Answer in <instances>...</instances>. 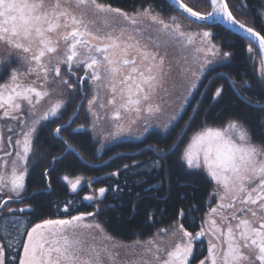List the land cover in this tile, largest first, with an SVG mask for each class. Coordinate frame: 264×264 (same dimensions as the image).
I'll return each mask as SVG.
<instances>
[{"label": "snow or ice", "instance_id": "1", "mask_svg": "<svg viewBox=\"0 0 264 264\" xmlns=\"http://www.w3.org/2000/svg\"><path fill=\"white\" fill-rule=\"evenodd\" d=\"M168 2L179 16L166 19L151 0H143L131 12L107 0H0V264H264V130L254 138L248 122L234 112L222 111L213 120L215 126L209 123L208 112L223 97L221 84L211 95L205 117L181 149L217 78L226 81L248 107L264 110V103L242 95L253 90L249 80H237L228 73L208 75L232 56L214 42L218 33L213 29L220 28L225 34L238 29L249 42V54L258 46L261 67L256 86L264 92V24L258 31L252 23L237 18L234 12L248 11L244 0L235 9L230 0H199L204 11L186 0ZM258 15L264 18V9ZM181 17L189 24H183ZM192 24L200 27L193 31ZM205 79L208 83L201 91ZM77 96L79 101L67 121L47 132L51 143L42 151L41 131L62 120ZM85 99V118L91 119L87 126L72 128ZM186 113L184 126L166 143ZM101 122L108 123V131L100 127ZM85 131H91L101 146L124 136L143 143L151 134L165 142L138 148L135 154H117L116 159L131 163L105 174L104 179H118L121 171L132 175L155 171L157 183H137L148 185L143 188L145 193L165 189L166 199L174 189H195L197 177L206 173L204 179L212 190L204 202L207 211L200 229L193 233L182 223L189 212L200 211L193 203L187 209L181 206L172 224L151 237L130 244L117 241L96 217L106 193L119 197L124 189L119 182L92 188L101 177L89 178L91 192L83 197L96 204L94 211L79 212L72 207L74 201H67L64 218L31 223L38 203L35 198L52 194L50 177L57 163L72 155L88 167L97 166L89 164L74 143ZM57 146L59 155H52ZM145 151L155 158L135 159ZM50 155L42 172L45 183L29 192L26 178L31 169ZM169 157H175L180 169L175 182L167 167ZM93 159L102 160L99 149ZM108 163L103 161L101 166ZM62 179L75 193L83 177L73 179L66 174ZM188 198V193L177 192L178 200ZM26 200L32 203L24 204ZM15 204L22 206H11ZM136 205L133 202V213ZM155 216V211L149 213V221Z\"/></svg>", "mask_w": 264, "mask_h": 264}, {"label": "trees", "instance_id": "2", "mask_svg": "<svg viewBox=\"0 0 264 264\" xmlns=\"http://www.w3.org/2000/svg\"><path fill=\"white\" fill-rule=\"evenodd\" d=\"M114 7H120L125 11L131 12L134 8L140 7L143 0H107ZM151 2L157 6L158 11H162L164 17L176 13L170 9L169 4L166 0H151ZM190 6H193L196 10L204 11L205 6L199 2V0H186ZM232 8L238 7V0L230 1V3H235ZM255 10H250L248 12V19H245L240 12H234L238 19L245 21L247 23H252V25L260 30L261 26L259 24L258 16H256ZM177 14V13H176ZM217 32L214 42L221 43L223 51H229L232 53L230 62L223 66L216 67L215 70L209 73V77L216 72L228 73L230 76L235 77L237 80L243 78L249 80L253 84V90H246L242 95H247L253 98V102L259 100L260 103H264V92H261L256 86V80L258 77V67L257 62L260 59L258 52L254 47V52L249 54L247 51L248 42L242 38L234 35L232 33L225 34L222 29H213ZM208 79H205L200 86L202 91L204 85L207 83ZM224 85L223 97L215 108H213L207 114V119L210 124H213L215 117H218L221 112H234L237 115L243 117L250 125L251 131L254 138L258 139L260 133L264 130V110L257 108H250L245 103L237 97L229 87L226 81L217 78L208 88V95L204 100V103L200 106V112L196 116L193 122L192 128L188 130L187 135H191L194 130L200 125L201 120L205 117V109L208 108L211 101V95L215 91L216 87ZM199 95V92L196 93ZM79 101V96L70 103L67 110L63 113L62 120H55L48 124V127L41 131L40 139L45 141L43 150L47 149L48 143H51L47 139V135L44 134L46 130L51 131L58 123L66 122L68 117L73 113L76 108V104ZM196 103L195 99L192 100V105ZM85 105V103H84ZM84 108L80 109V115L73 122L72 128H76L78 125L87 126L89 123V118H85ZM188 113L191 112V106L187 110ZM187 119V113L184 119L168 134L166 143H171V141L176 138V134L179 132L180 128L184 126V120ZM213 126H215L213 124ZM62 135H65L62 133ZM184 137L181 143V149L186 143V137ZM74 143L78 145V151L84 156V159L89 164H96V167H88L81 161L72 156L68 155L65 159L57 163L51 172V185L52 194L46 197L35 198L38 203L34 205L35 211L31 214V223H37L41 219L45 218H64L63 206L67 201H74L72 205L73 209H78L79 212H92L96 208L95 203H87L83 200L84 195L89 194L91 189L88 185L80 187L77 192L73 193L68 190L67 186L62 181L64 175L83 176L86 178L101 177L99 183H93L92 188H98L101 186H109L116 182L120 183V186L124 189L123 194L119 197H114L113 193L109 191L106 193V198L100 205L101 211L96 217V220L103 223L104 228L107 232L116 238L117 241H123L126 244H130L133 240L139 238L144 240L145 238L151 237L158 229L167 228L172 224L173 220L177 218V212L181 206L187 209L191 204L197 203L200 211L189 212L187 217L182 221L185 227L189 231H196L201 224L204 212L207 211V207L204 202L207 200L208 193L212 190L211 184L204 177L205 173H202L200 177H197V186L193 188L184 189H174L172 194L166 196L165 189H161L159 192L145 193L143 188H146L147 184L137 183L140 180L148 181L149 183L155 184L158 182L157 174L153 171L150 175H132L121 171L118 179H104L105 174L115 171L120 168L124 163H131L130 159H116L117 154H135L138 148H144L148 145H159L163 146L165 142H161V137L157 134L148 135L147 138L143 139V143L139 141H125L117 142L112 145L106 146L100 151V156L102 160L93 157L97 153L98 143L92 138L89 131H85L78 134L74 138ZM60 149L57 146L52 155H59ZM110 158H112L110 160ZM150 158L154 159V154L150 151H145L139 156H135V159L141 162H147ZM51 161V155L48 156L47 160L38 164L35 168L31 169L30 175L26 178V184L28 191L31 192L33 189L40 188L44 183V177L42 176L43 170L48 167ZM103 161H109L106 167L101 166ZM167 167L172 170V180L175 182L180 176V169L175 163V157H169L167 161ZM125 180H127V185L125 186ZM167 186H165L166 188ZM177 192L188 193L189 198L183 201L177 199ZM139 194V195H137ZM133 202H137L135 213L132 212ZM32 201L26 200L24 204H30ZM18 206H22L17 204ZM109 205H115V207H109ZM152 211L156 212L154 220L149 221L148 216ZM72 214H77L73 211ZM195 218V219H194ZM31 225H29L30 227ZM3 227V221L0 220V228ZM2 235V232H0ZM201 246L198 247V251ZM206 248L203 245V254L206 255Z\"/></svg>", "mask_w": 264, "mask_h": 264}, {"label": "rangeland", "instance_id": "3", "mask_svg": "<svg viewBox=\"0 0 264 264\" xmlns=\"http://www.w3.org/2000/svg\"><path fill=\"white\" fill-rule=\"evenodd\" d=\"M173 15H175V16H179V14H176V13H174V14H172V15H169V16H173ZM169 16H167V17H165L166 19L169 17ZM181 20H182V23L183 24H185V25H187V24H189V21L188 20H186V19H183L182 17H181ZM200 27V25H197V24H192V26H191V28H192V30L193 31H195V30H197L198 28ZM259 61H260V59L258 60V62H257V67H258V70H259V68L261 67V65H260V63H259ZM13 66H15V65H13ZM207 83H208V81H207ZM206 83V84H207ZM203 89H204V87H203ZM203 89H202V91H203ZM88 97L90 98V96H91V91L89 90V92H88ZM85 106L87 107V99H86V104H85ZM91 118L89 117V120H90ZM163 119V118H162ZM101 128H103V130L104 131H108L109 130V125H108V123L107 122H101V126H100ZM97 131L99 132L100 131V128H98L97 129ZM90 133H91V131H89ZM91 135H92V133H91ZM192 135V134H191ZM191 135L189 134V135H187V137L185 138L186 139V143L188 142V140H189V138L191 137ZM92 138H93V136H92ZM97 143H98V149L101 151L102 149H104L106 146H109V145H112V144H114V143H117V142H125V141H136V140H133V139H131L130 137H128V136H124V137H121L120 139H118L116 142H113V143H111V144H108V145H106V146H101V144L99 143V140L97 139V140H95ZM186 143H185V145H186ZM184 145V146H185ZM206 174V173H205ZM76 176H74V177H70V178H75ZM81 177H83V176H81ZM88 178H86V177H83V179H82V181H81V185L80 186H78V189L80 188V187H82V186H86V185H88ZM62 181L64 182V184L67 186V188H68V190H70L71 191V189L69 188V186L67 185V183L62 179ZM90 194V193H89ZM85 202H87V203H92V202H89V201H85ZM213 203H215V201H213ZM12 207H21V206H18L17 204H15V205H11ZM89 219H91V218H89ZM201 227V226H200ZM205 242V246H206V250H207V238H205V240H204ZM123 254V253H122ZM129 258H132V257H129Z\"/></svg>", "mask_w": 264, "mask_h": 264}, {"label": "flooded vegetation", "instance_id": "4", "mask_svg": "<svg viewBox=\"0 0 264 264\" xmlns=\"http://www.w3.org/2000/svg\"><path fill=\"white\" fill-rule=\"evenodd\" d=\"M230 1H234V0H230ZM238 6L240 5V3H241V0H238ZM244 2L246 3V5H247V8H248V11H247V13L246 14H242V16L245 18V19H248V12L250 11V10H255L256 12V16H258V19H259V24H260V26L262 25V24H264V18H262L260 15H258V12L260 11V10H262V9H264V0H244ZM231 4V6H233V5H235L236 6V2L235 3H230ZM258 29V28H257ZM259 31V30H258ZM262 34H264V33H262ZM217 73H220V72H216V73H214V74H212V76H210V77H213V76H216V74ZM81 75L83 74V72H81L80 73ZM4 78H6V77H4ZM0 82H2V80H0ZM84 103L86 104V99L84 100ZM62 123H64V122H62ZM58 124H61V123H58ZM56 127V126H55ZM54 127V128H55ZM53 128V129H54ZM47 132H49V130H46L45 132H44V134L45 135H47ZM200 226H201V224H200ZM200 226L198 227V229L196 230V231H198L199 229H200ZM193 233H195V231H193ZM205 242V241H204ZM203 242V245H204V247L206 248V246H205V243ZM201 245L200 244H197L196 245V248L198 249V247H200ZM206 254H207V252H206Z\"/></svg>", "mask_w": 264, "mask_h": 264}, {"label": "water", "instance_id": "5", "mask_svg": "<svg viewBox=\"0 0 264 264\" xmlns=\"http://www.w3.org/2000/svg\"><path fill=\"white\" fill-rule=\"evenodd\" d=\"M166 2L169 4L168 0H166ZM176 13L179 14L178 12H176ZM186 20H187V19H186ZM188 21H189V20H188ZM197 25H198V24H197ZM230 33H232V34H234V35H237V36L240 37V38L244 36V33L240 32L238 29L233 30V31L230 32ZM243 40H245V41L248 42L247 39H243ZM248 43H249V42H248ZM254 47H255L256 51L258 52V55H259V58H260V53H259L258 46H255V45H254ZM203 90H204V89H203Z\"/></svg>", "mask_w": 264, "mask_h": 264}]
</instances>
